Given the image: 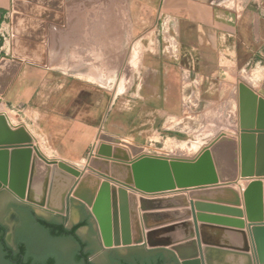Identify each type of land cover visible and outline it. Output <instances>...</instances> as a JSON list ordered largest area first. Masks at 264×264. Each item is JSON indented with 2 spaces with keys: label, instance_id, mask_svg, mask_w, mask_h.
Here are the masks:
<instances>
[{
  "label": "crops",
  "instance_id": "0c3cea01",
  "mask_svg": "<svg viewBox=\"0 0 264 264\" xmlns=\"http://www.w3.org/2000/svg\"><path fill=\"white\" fill-rule=\"evenodd\" d=\"M99 2L112 9L111 14L105 16L106 24L114 26L115 22L130 24L136 21L142 24L140 29L151 27L141 31V39L154 36L163 45L158 63L142 64L136 85L122 93L120 99L94 82L66 77L64 73L54 74L48 67L15 59L9 54V44L5 51L0 46V61L6 58L20 63L16 77L0 97V104L17 111L20 122L26 126L37 124L41 129L42 141L39 142L44 144L42 147L27 132L33 140L32 145L45 160L64 162L75 168L83 162L85 167L88 158L101 144L98 137L102 133L145 147L146 141L160 134L166 124L173 131L185 114L190 113V108L205 104V107L223 105L225 109L227 100L237 99L238 103V85L241 83L264 99V0H26L25 15L29 19H42L46 26L45 37L51 42L49 48L52 50L55 42L59 46L61 40H70L77 33H81V38L93 39L92 30L86 25L97 22L95 9ZM16 7L15 0H0L1 28L4 23L11 25V16L19 14L17 11L21 9L15 11ZM54 7H58L59 12L53 11ZM113 8L120 9L121 18L114 16ZM54 23L58 25L52 30L48 25ZM6 35L8 40L12 39L10 30ZM103 38L113 40V31L105 33ZM59 48V54H66V46L63 52L62 47ZM244 73L246 76L243 77ZM237 125L231 134L224 133L238 142L239 149ZM136 127L138 130L131 132L130 128ZM108 145L125 150L130 161L138 157H133L124 146ZM45 150L51 156H47ZM80 171L82 173L84 168ZM106 181L137 199L157 201L183 195L184 199L158 201L147 208L137 203L138 228L143 241L146 233L163 231L159 238L166 243L196 242L201 240L202 227L205 244L200 241V246L196 245L198 249L209 247L221 252L235 251L240 249L242 238L220 231L226 229L220 226L226 223L216 220L227 219L243 223L247 245L253 248L248 228L250 223L242 200V189L251 179L237 182L238 186L246 181L242 189L232 185L241 199L239 207L201 199L194 195L200 193L195 188L146 194ZM11 194L21 203L47 211ZM210 206L238 209L243 216H225L208 208ZM144 215H154L149 224L144 222ZM58 216L62 217L61 226L65 227L68 214ZM186 223H190V227L184 225ZM141 245L136 248H142ZM212 258L214 264H246L245 259L227 255L216 254ZM196 260L206 264L204 257L198 256Z\"/></svg>",
  "mask_w": 264,
  "mask_h": 264
},
{
  "label": "water",
  "instance_id": "95a60500",
  "mask_svg": "<svg viewBox=\"0 0 264 264\" xmlns=\"http://www.w3.org/2000/svg\"><path fill=\"white\" fill-rule=\"evenodd\" d=\"M18 21V15H13L15 36L14 26ZM28 21L27 18V26ZM12 56L21 60L14 53ZM19 67L18 61L6 58L0 61V97ZM238 127L239 157L238 142L222 134L192 160L147 155L140 146L102 133L98 137L101 144L81 173L67 163L45 160L32 145L27 130L22 126L11 129L5 116L0 114V188L47 211L63 217L68 214L67 223L62 227V217L21 203L2 189L0 239H4L15 255H23V264H200L196 260L198 256L204 257L206 264H214L212 257L216 254L245 259L246 264H264V181H261L264 178V99L242 83L238 85ZM108 144L124 146L132 156L138 157L130 161L125 150ZM100 177L146 194L195 188L200 192L195 196L233 207L242 203L231 185L251 179L242 192V200L253 248L247 245L243 223L227 219L216 220L226 223L220 225L226 228L220 231L242 238L240 249L235 251L198 249L196 245L205 242L202 227L201 240L196 242L166 243L159 238L163 231L146 233L143 241L138 228L137 203L147 208L158 201L184 199L183 195L157 201L137 199L108 181H101ZM208 208L233 218L243 216L242 211L234 208ZM142 217L149 224L154 215ZM184 225L190 227V223ZM73 229L84 245L83 251L75 238L60 234ZM139 244L142 248H136ZM82 254L88 255L86 261L82 260ZM0 261L12 264L1 245Z\"/></svg>",
  "mask_w": 264,
  "mask_h": 264
},
{
  "label": "rangeland",
  "instance_id": "374dc122",
  "mask_svg": "<svg viewBox=\"0 0 264 264\" xmlns=\"http://www.w3.org/2000/svg\"><path fill=\"white\" fill-rule=\"evenodd\" d=\"M25 1L15 0L17 6L15 11L21 9V11H17L19 13L17 14L19 21L14 26L16 36L12 32V23L11 25L4 23V26L0 27V46L5 51L8 48L7 44H9L11 49L9 54L11 56L14 53L16 57L23 61L48 67L52 69L54 74L64 73L66 77H78L94 82L112 92L117 99H120L122 93L126 92L129 87L136 85L141 65L158 63L159 57L162 56L160 50L163 45L157 41L156 37L141 39L143 37V32L141 31H147L151 27L140 29L139 25L141 26L142 24L136 21L130 24L115 22L114 26L111 23L106 24L105 16L106 14H111L112 9L106 8L104 4L102 6L100 2L95 9L97 22L92 25H86L89 30H92V35L90 33L92 40L79 37L81 33L71 34L75 37L70 40H61L59 46L58 43L52 41L56 45L50 50L49 45L51 42L45 37L46 26L41 22L42 19L28 18V23L30 24L27 26ZM52 10L59 12L60 9L54 7ZM113 13L115 17L121 18L119 8H113ZM57 25V23H54L48 26L53 30ZM9 30L12 36L11 40H8L6 35ZM111 31H113L114 35L113 40L103 38L105 33L108 32L110 34ZM28 46L32 47L33 50ZM60 46L62 47V52L63 47L66 46V54H59ZM244 76H246V73L243 74ZM226 103H228V106L225 109L223 105L205 107V104L190 108V113L185 114L184 119L173 127V131L169 129L170 125L166 124L159 131L160 134L150 141H146L145 145H143L145 147L133 143L130 144L142 147L147 155L192 160L222 134L231 138L224 132L231 134L236 124H238V103L237 99L227 100ZM0 106L4 112L5 110L7 111L5 112L7 115L11 114L9 122L5 113L0 112L7 119L8 125L11 123L9 125L11 129L20 126L25 127L39 146L42 147L44 145L39 142L42 141V137L39 132L41 129L39 130L37 124L26 126L24 123H20V114L17 111L3 104H0ZM130 129H132L131 132L138 130L137 127ZM43 134L45 133L43 132ZM262 180L264 178H261ZM242 182L246 183V181ZM236 187L238 188L237 185Z\"/></svg>",
  "mask_w": 264,
  "mask_h": 264
},
{
  "label": "trees",
  "instance_id": "16d2710c",
  "mask_svg": "<svg viewBox=\"0 0 264 264\" xmlns=\"http://www.w3.org/2000/svg\"><path fill=\"white\" fill-rule=\"evenodd\" d=\"M77 227H78V226H77ZM77 227H75V229H76ZM75 229H73V230H71V231H69V232H63V231H60V234H61V235L71 236V237L75 238V239L77 240V242L79 243V247H80L81 251H83V249H84V245H83L82 243H80V242L78 241L77 237L75 236V234H74ZM0 243L2 244V248H3V251L5 252L6 259H7L8 261H10V262H12V260H15V261H16L15 264H19V263L21 262V260H20V253H19L17 256L12 255V251H11V250L9 249V247L6 245V243L4 242V239H3V238L0 239ZM87 257H88L87 254H82V256H81L82 260H85V261H86ZM86 264H90V263L86 262Z\"/></svg>",
  "mask_w": 264,
  "mask_h": 264
},
{
  "label": "bare ground",
  "instance_id": "6f19581e",
  "mask_svg": "<svg viewBox=\"0 0 264 264\" xmlns=\"http://www.w3.org/2000/svg\"><path fill=\"white\" fill-rule=\"evenodd\" d=\"M2 109H3V108H2ZM2 109H1V106H0V112H3V113L7 112L6 110H5V112H4ZM12 113H13V112H12ZM5 115L7 116V119H8V121H9V118H11V117H9V116H10L11 114L7 115V113H5ZM9 122H10V121H9ZM20 123H21V122H20ZM10 124H11V123H10ZM10 124H9V125H10ZM32 141H33V140H32ZM41 149H42V148H41ZM41 149H40V150H41ZM43 150H44V149H43ZM42 152H43V151H42ZM44 152H45V154H46L47 156H51V153H50L48 150H45ZM76 167L79 168V170H80V169H83V167H84V163L81 162V163L77 164ZM243 185H245L243 182L238 183V188H239V189H242V188H243ZM233 186L236 187V184H234Z\"/></svg>",
  "mask_w": 264,
  "mask_h": 264
},
{
  "label": "flooded vegetation",
  "instance_id": "af4514ba",
  "mask_svg": "<svg viewBox=\"0 0 264 264\" xmlns=\"http://www.w3.org/2000/svg\"><path fill=\"white\" fill-rule=\"evenodd\" d=\"M5 242V241H4ZM0 245L2 246V244L0 243ZM10 249V248H9ZM11 250V249H10ZM12 251V250H11ZM19 254V253H18ZM17 254V255H18ZM12 255H14V256H17V255H15L14 253H13V251H12ZM20 260H21V262L19 263V264H23V262H22V260H23V255L20 253ZM12 264H15L16 263V261L15 260H12V262H11ZM0 264H1V261H0Z\"/></svg>",
  "mask_w": 264,
  "mask_h": 264
}]
</instances>
